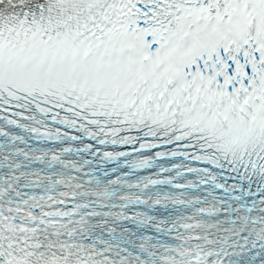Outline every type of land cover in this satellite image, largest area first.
Instances as JSON below:
<instances>
[{"label":"snow or ice","instance_id":"obj_1","mask_svg":"<svg viewBox=\"0 0 264 264\" xmlns=\"http://www.w3.org/2000/svg\"><path fill=\"white\" fill-rule=\"evenodd\" d=\"M0 264H264V0H0Z\"/></svg>","mask_w":264,"mask_h":264}]
</instances>
